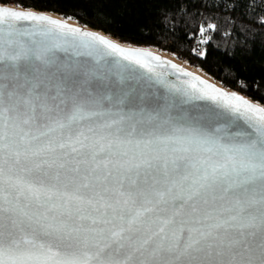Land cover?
I'll return each instance as SVG.
<instances>
[{"label": "snow or ice", "instance_id": "1", "mask_svg": "<svg viewBox=\"0 0 264 264\" xmlns=\"http://www.w3.org/2000/svg\"><path fill=\"white\" fill-rule=\"evenodd\" d=\"M204 2L264 29V0ZM5 3L0 264H264V105Z\"/></svg>", "mask_w": 264, "mask_h": 264}, {"label": "trees", "instance_id": "2", "mask_svg": "<svg viewBox=\"0 0 264 264\" xmlns=\"http://www.w3.org/2000/svg\"><path fill=\"white\" fill-rule=\"evenodd\" d=\"M9 2L58 12L84 26L102 29L117 41L172 52L180 60L192 52L195 40L210 37L204 44L208 56L195 57L194 66L264 105V35L260 34L264 29L256 28L255 33L238 31V26L256 27L239 11L208 7L204 0H6ZM208 24H216L217 31H197ZM237 80L249 87L240 88Z\"/></svg>", "mask_w": 264, "mask_h": 264}, {"label": "water", "instance_id": "3", "mask_svg": "<svg viewBox=\"0 0 264 264\" xmlns=\"http://www.w3.org/2000/svg\"><path fill=\"white\" fill-rule=\"evenodd\" d=\"M3 6H7V7H11V8H14V9H17V10H31V11H34V12H37V13H40V14H45V15H48V16H50V17H52L53 19H57V20H65V19H61V18H59V17H56V16H54V15H52L51 13H50V11H45V10H37V9H34V8H31V7H23V6H19V5H15V4H12V3H6V4H4ZM51 12H55V11H51ZM50 13V14H49ZM58 13V12H57ZM60 14V13H59ZM24 23H27V22H24ZM67 23L68 24H70V25H72V26H75V27H80V28H82V29H84V30H86V31H91V32H94V31H92V30H90L89 28H87V27H85L84 25H82V24H80L79 22L78 23H71V22H68L67 21ZM95 29V28H94ZM100 30H102V29H100ZM103 31V30H102ZM104 32V31H103ZM94 33H98V34H100L99 32H94ZM100 35H102V34H100ZM102 36H104V35H102ZM106 38H108V39H110L109 37H107L106 36ZM110 40H112V39H110ZM113 41V40H112ZM113 42H115V41H113ZM117 43V42H116ZM118 44H120L119 42H118ZM121 46H123V47H134V48H140V49H144V50H149L148 48H146V47H144V46H142V45H135V44H131V43H129V45H122V44H120ZM149 51H152V50H149ZM155 55H160V54H158L157 52H154V51H152ZM161 56V55H160ZM162 57V59H164V60H168V61H171V62H173L172 60H170V59H168V58H166L165 56H161ZM173 63H175L176 65H178V66H180V67H182L180 64H178L177 62H173ZM191 63V62H190ZM192 64V63H191ZM183 68V67H182ZM185 70H187L186 68H184ZM160 71H163L164 73H165V75H166V78L170 81V82H172V83H176L178 86L181 84V82L184 80V79H187L186 77H184V76H182V75H179V76H177V74H173V75H168V73L169 72H171L172 70L170 69V68H161V69H159ZM141 71H144V70H141ZM188 72H190L189 70H187ZM191 73H194V72H191ZM195 74V73H194ZM196 76H199V77H201L202 79H204L205 81H208L209 83H211V84H213V85H216V84H214L213 82H210L208 79L206 80L204 77H202V76H200L199 74H195ZM217 86V85H216ZM218 87V86H217ZM219 88H221V89H223L222 87H220L219 86ZM231 92V91H230ZM194 103H196V104H203L204 102H194ZM186 107H189V108H191L192 107V105H187Z\"/></svg>", "mask_w": 264, "mask_h": 264}, {"label": "bare ground", "instance_id": "4", "mask_svg": "<svg viewBox=\"0 0 264 264\" xmlns=\"http://www.w3.org/2000/svg\"><path fill=\"white\" fill-rule=\"evenodd\" d=\"M50 13L52 14V15H54V16H56V17H59V18H63V19H65L66 21H68V22H71V23H78L77 21H75L74 19L72 20V19H68V18H65V17H63V15L62 14H59V13H57V12H51L50 11ZM49 13V14H50ZM85 27H87V26H85ZM87 28H89L90 30H92V31H96V32H99L100 34H102V35H104L105 37L107 36V37H109L110 39H112L113 41H115V42H119L120 44H122V45H125V43H123V42H120L119 40L117 41L113 36H111V35H109L108 33H106V32H103L102 30L100 31V30H96V29H92L91 27H87ZM126 45H128V44H126ZM144 47H146V46H144ZM146 48H148L149 50H152V51H154V52H157L158 54H160L161 56L163 55V56H165L166 58H168V59H170V60H172L173 62H177L178 64H180L183 68H186L187 70H189L190 72H194L195 74L197 73V74H199L200 76H202V77H204L206 80L208 79L210 82H213L214 84H216L218 87L220 86V87H222L224 90H227V91H231V92H233L234 90H229V89H227V88H225L220 82H217V81H215L209 74H208V72L206 73L202 68H200V67H195V66H193V64H191L189 61H187V60H180L178 57H176L174 54H172V52L170 53V52H168V51H164V50H162V51H160V50H158L157 48H153L152 46L151 47H146ZM237 92V91H236ZM239 93V92H238ZM242 95V94H241ZM247 98V97H246ZM253 101V100H252ZM253 102H256V101H253ZM261 104V103H260ZM262 105V104H261Z\"/></svg>", "mask_w": 264, "mask_h": 264}, {"label": "built area", "instance_id": "5", "mask_svg": "<svg viewBox=\"0 0 264 264\" xmlns=\"http://www.w3.org/2000/svg\"><path fill=\"white\" fill-rule=\"evenodd\" d=\"M10 3H12V2H10ZM12 4H14V3H12ZM202 39H205V37H203ZM202 39H201V40H202ZM201 40H195L192 49H193V48H197V49H201V50H202V49H205L204 44H201V43H200ZM195 57H196V56H194V55L192 54V52H190V53L185 54L181 59H183V60H187V61H189V62H191V63L193 64V63H194L193 60L195 59Z\"/></svg>", "mask_w": 264, "mask_h": 264}, {"label": "rangeland", "instance_id": "6", "mask_svg": "<svg viewBox=\"0 0 264 264\" xmlns=\"http://www.w3.org/2000/svg\"><path fill=\"white\" fill-rule=\"evenodd\" d=\"M73 20V19H72ZM177 57V56H176ZM179 58V57H178ZM193 66H194V64H193ZM207 73V72H206ZM209 74V73H208ZM215 81H217L211 74H209ZM217 82H220V81H217ZM221 84H222V82H220ZM223 85V84H222ZM224 86V85H223ZM225 87V86H224ZM225 88H227V87H225ZM227 89H229V88H227ZM229 90H233V89H229ZM235 92H236V90H234ZM239 94H242V93H240L239 92ZM243 95V94H242ZM244 96V95H243ZM245 97H246V95H245ZM247 98H249V96L247 97ZM249 99H251V98H249ZM251 100H253V99H251ZM254 101V100H253ZM258 102V101H257ZM262 104V103H261Z\"/></svg>", "mask_w": 264, "mask_h": 264}]
</instances>
